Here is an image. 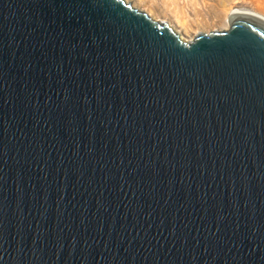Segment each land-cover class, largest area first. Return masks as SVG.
<instances>
[{
  "label": "water",
  "instance_id": "water-1",
  "mask_svg": "<svg viewBox=\"0 0 264 264\" xmlns=\"http://www.w3.org/2000/svg\"><path fill=\"white\" fill-rule=\"evenodd\" d=\"M227 22L0 0V264H264V21Z\"/></svg>",
  "mask_w": 264,
  "mask_h": 264
},
{
  "label": "rangeland",
  "instance_id": "rangeland-1",
  "mask_svg": "<svg viewBox=\"0 0 264 264\" xmlns=\"http://www.w3.org/2000/svg\"><path fill=\"white\" fill-rule=\"evenodd\" d=\"M124 1L152 20L168 24L184 42L191 41L198 33L226 30L230 9L263 14L260 5H264V0Z\"/></svg>",
  "mask_w": 264,
  "mask_h": 264
},
{
  "label": "bare ground",
  "instance_id": "bare-ground-1",
  "mask_svg": "<svg viewBox=\"0 0 264 264\" xmlns=\"http://www.w3.org/2000/svg\"><path fill=\"white\" fill-rule=\"evenodd\" d=\"M233 14H247V15H251L253 17H256V18L264 21V16L260 15V13H252V12H248L246 10H234V9H230L228 18L231 15H233Z\"/></svg>",
  "mask_w": 264,
  "mask_h": 264
},
{
  "label": "crops",
  "instance_id": "crops-1",
  "mask_svg": "<svg viewBox=\"0 0 264 264\" xmlns=\"http://www.w3.org/2000/svg\"><path fill=\"white\" fill-rule=\"evenodd\" d=\"M259 5V4H258ZM261 7H260V10H261V12L264 14V5H260ZM256 12V11H255ZM257 13H259V12H257ZM261 14V13H260ZM263 14H261V15H263ZM264 16V15H263Z\"/></svg>",
  "mask_w": 264,
  "mask_h": 264
}]
</instances>
